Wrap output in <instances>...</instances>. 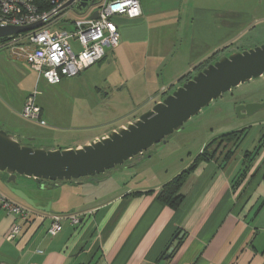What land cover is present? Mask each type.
Instances as JSON below:
<instances>
[{
    "label": "crops",
    "instance_id": "1",
    "mask_svg": "<svg viewBox=\"0 0 264 264\" xmlns=\"http://www.w3.org/2000/svg\"><path fill=\"white\" fill-rule=\"evenodd\" d=\"M140 3V17H115L120 45L109 50L103 61L58 85L45 79L54 86L52 92L48 85L46 91H39L37 83V97H42L36 102L45 125L31 122L42 134L61 132L70 119L79 121L80 129L95 124L112 131L126 127L161 102L175 85L181 86L183 77L199 73L197 67L216 53L223 51L221 58L264 41V0ZM1 89L0 84V127L18 139L36 141L31 126L19 122L31 90L8 93ZM127 101L133 106L117 108ZM243 129L247 135L237 146L235 141L222 146L215 159L202 162L192 173L182 188L184 201L177 210L164 205L159 196L165 183L193 163L191 153L152 171L148 186L143 179L136 183L125 175H112L117 177L116 186L101 197L86 198L63 185L58 186L60 195L55 198L27 194L40 206L52 201L55 214L39 212L0 190L31 212L21 219L0 203V264H264V144L260 145L264 124ZM108 135L105 131L76 136L64 149H79ZM229 151L234 154L224 163ZM247 153L254 156L244 166ZM150 158L133 165L142 162L144 167ZM0 178L6 183L8 175L3 173ZM30 182L22 184L28 189L43 184L35 179ZM92 182L95 187L102 184L101 180ZM21 187L18 179L15 188ZM56 215L63 218V230L54 235L50 227ZM71 217L80 222L73 225ZM16 226L19 233L11 238ZM181 233L185 237L179 249L166 259V251Z\"/></svg>",
    "mask_w": 264,
    "mask_h": 264
},
{
    "label": "water",
    "instance_id": "2",
    "mask_svg": "<svg viewBox=\"0 0 264 264\" xmlns=\"http://www.w3.org/2000/svg\"><path fill=\"white\" fill-rule=\"evenodd\" d=\"M85 5L86 0L78 9ZM94 17L97 18V14ZM41 25L26 28L0 27V38L24 33ZM263 76L264 44L221 57L126 127L79 149L33 148L23 145L17 137L0 127V173L8 175L5 187L31 208L55 214L51 210L52 203L46 207L40 206L24 191L15 188L19 177L43 182L40 186L42 190H52L62 182L95 178L123 166L155 145L166 144L168 137L182 130L186 123L213 101ZM262 108V103H249L239 105L236 112L239 118L244 119ZM184 237V233L175 236L166 259L177 252Z\"/></svg>",
    "mask_w": 264,
    "mask_h": 264
},
{
    "label": "built area",
    "instance_id": "3",
    "mask_svg": "<svg viewBox=\"0 0 264 264\" xmlns=\"http://www.w3.org/2000/svg\"><path fill=\"white\" fill-rule=\"evenodd\" d=\"M71 1L0 0V27L26 28L42 24L24 33L0 38V50H8L12 56L24 59L38 72L39 79L44 78L51 85L79 76L103 61L109 50L119 47L121 33L115 17L135 19L142 13L140 0H86L81 9L78 7L84 0ZM37 95L34 91L26 101L22 112L26 120L41 121ZM0 203L9 214L21 219L31 213L2 194ZM62 219L53 216L52 234L63 230ZM70 220L73 225L80 222L77 217ZM19 229V226L13 229L11 238L17 236Z\"/></svg>",
    "mask_w": 264,
    "mask_h": 264
},
{
    "label": "rangeland",
    "instance_id": "4",
    "mask_svg": "<svg viewBox=\"0 0 264 264\" xmlns=\"http://www.w3.org/2000/svg\"><path fill=\"white\" fill-rule=\"evenodd\" d=\"M260 44L263 45L264 41L263 42L261 41ZM38 79H39L38 72H36L27 62L22 63L13 60L10 51L0 50V84L2 86L1 90L3 92L26 93L31 90L30 93H33L35 91L37 83H38L37 87L39 91L41 92L46 91L47 85L49 87L50 85L46 82L45 79H42L40 82H38ZM53 87L54 86H51L49 88L51 92L53 91L52 90ZM177 88L178 85H175V87L171 89L169 95L172 94ZM38 97L40 99L42 96L40 95ZM147 98H146L147 101L151 100ZM65 103L67 104V102ZM249 103L264 104V76L258 79H254L248 83L242 84L238 88L233 89L229 93L224 94L219 99L213 101V103L210 106L203 109L200 114L193 117L188 123H186L182 130L177 131L173 135L168 137L166 144L161 143L159 145H155L149 150L145 151L143 154L138 155L134 157L132 160L126 162L123 166H118L115 169L107 171L104 174H99L95 178H82L78 181H72L73 184L69 182H62L60 183V186L63 185V187L69 189L71 187L72 189L79 191L80 194H84L86 198L95 197V196L101 197L103 194H105V192L112 190V188L116 186L115 183L116 178L123 177L122 175H125L126 178H129L130 180L136 183L137 181H141L143 179L144 180L143 184L148 186L152 182V179H150V177H152V171L163 167L164 165H166L167 162L174 161L178 158L181 159L187 158L189 156V153H191V156H194L195 158L201 153L200 150L203 146H205L210 141H212L213 139L219 136L234 131L242 130L244 127H248L252 125L261 126V124H264V108L260 109L257 113H255L251 117L244 119L238 117L236 108L239 105H245ZM131 106H133V103L130 104V102L127 101L125 105L122 106L120 105L117 108L119 110L128 109ZM103 116L104 118L105 117L108 118V116L105 114ZM120 116L121 115L117 113L116 118H119ZM127 117H129V115ZM121 119L122 118L118 119V121ZM19 122L22 125H30L31 130L36 139V141L30 142V141H25L23 138H20L19 139L20 142L22 144H29L33 148H44L46 150H51V149L67 150L64 149L66 142L73 139L76 136L77 137L78 136L83 137V135L94 136L95 134H102V132L105 131L108 134H111L113 132L110 129L103 130L104 127L97 124L93 125L89 129H80L78 128L80 124L79 121L75 122L74 120L70 119L63 123L64 127L61 130V132H57V133L53 132L51 136H46L42 134L43 131L35 122H31L23 118H19ZM5 131L10 133L7 129ZM39 137H44V138L37 139ZM255 141L257 143L258 138ZM149 157H151L150 158L151 161L148 164H146L144 167H142L143 166L142 162L139 163L137 166L133 165V163L137 161L147 160ZM154 164L155 166H153ZM128 167H132V168H130L129 170ZM2 175L3 173H0V176ZM112 175L113 176L117 175V177L111 178ZM1 180L2 179L0 178V190L6 193L7 195H9L11 198L24 204L23 201L15 197L6 189L5 182ZM93 180L95 181L101 180L102 184L98 187H95V185L92 184ZM104 180H107V182ZM19 181L22 186L21 188L24 190V193L28 194L29 196H33L34 192H38L40 195L50 198H55L57 195H60L59 193L60 188L58 186H55L52 190H42L40 188L37 189V187L35 188V186L33 187L32 185L31 189H28L22 183H32L30 182L31 181L30 178L19 177ZM103 181L106 183H104ZM83 182L85 183V185L80 187L77 186V184H83ZM49 203H52V201H50ZM67 203L70 202L67 201Z\"/></svg>",
    "mask_w": 264,
    "mask_h": 264
},
{
    "label": "trees",
    "instance_id": "5",
    "mask_svg": "<svg viewBox=\"0 0 264 264\" xmlns=\"http://www.w3.org/2000/svg\"><path fill=\"white\" fill-rule=\"evenodd\" d=\"M222 52L223 51L218 52L215 55H213L212 57H210L209 59H207L206 61H204L201 65H199V67H197V71L200 72L204 68H206L208 65L215 63L220 58V54ZM192 77L193 76L189 74V75L183 77L180 81L183 84L184 82L192 79ZM246 135H247V129H243L240 131H234L231 133H227V134H224L218 138L213 139L204 148V150L197 157H195L193 163L188 168H186L185 170L180 172L173 179H171L169 182L165 183L162 186L161 193L159 196L160 201L164 205L172 208L173 210H177L184 201V196L182 195V188H183L184 184L186 183V181L188 180V178L197 169V167L202 162H210L213 159H215L219 150L222 149V146L224 148V146H226L229 143H232L234 141L236 142L235 144L237 146L246 137ZM261 144H264V135L262 136V139L260 141V145ZM233 154L234 153L232 151H229L226 154L224 163L228 162L232 158ZM253 154L254 153H247L246 154V158H245L246 162L244 161V166L247 162H249L250 159H252V157L254 156ZM247 168L248 167L246 166L244 171H246ZM41 183H43V182H41ZM171 245H170V247H171ZM169 248H168V250H169ZM168 250L165 253V257L168 253Z\"/></svg>",
    "mask_w": 264,
    "mask_h": 264
}]
</instances>
